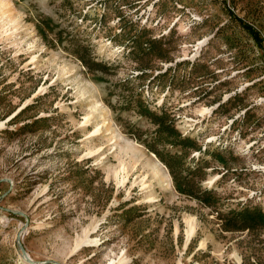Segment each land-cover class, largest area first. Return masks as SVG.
Here are the masks:
<instances>
[{"label":"rangeland","instance_id":"374dc122","mask_svg":"<svg viewBox=\"0 0 264 264\" xmlns=\"http://www.w3.org/2000/svg\"><path fill=\"white\" fill-rule=\"evenodd\" d=\"M4 2L0 264H264V0Z\"/></svg>","mask_w":264,"mask_h":264},{"label":"bare ground","instance_id":"6f19581e","mask_svg":"<svg viewBox=\"0 0 264 264\" xmlns=\"http://www.w3.org/2000/svg\"><path fill=\"white\" fill-rule=\"evenodd\" d=\"M5 5V2H4V0H0V14H1V11H3V6ZM1 16V15H0ZM2 18V17H1ZM105 123V122H104ZM98 130H96L95 132H97ZM157 158V157H156ZM161 164H163L161 161H159ZM124 167V166H123ZM150 167V166H149ZM122 168V167H121ZM161 166L159 165V164H155V165H153V171H154V173H156V174H160V173H162L161 172ZM122 172V171H121ZM124 173V172H123ZM153 173V172H152ZM153 173V174H154ZM155 174V175H156ZM154 176V175H153ZM157 176V175H156ZM165 176H167V177H169V179H170V175H165ZM155 177V176H154ZM187 232H188V238H190L193 234H194V232H195V227H194V225L193 224H190V226H189V228H188V230H187ZM90 242H96L97 241V238H91L90 240H89Z\"/></svg>","mask_w":264,"mask_h":264},{"label":"trees","instance_id":"16d2710c","mask_svg":"<svg viewBox=\"0 0 264 264\" xmlns=\"http://www.w3.org/2000/svg\"><path fill=\"white\" fill-rule=\"evenodd\" d=\"M247 28H248V30L254 35V37H255L257 40L261 41V40H260V36H259L258 31H256L254 28L249 27V26H247Z\"/></svg>","mask_w":264,"mask_h":264}]
</instances>
